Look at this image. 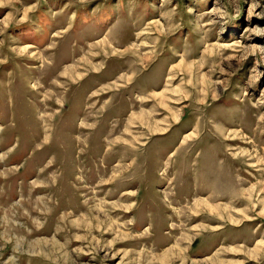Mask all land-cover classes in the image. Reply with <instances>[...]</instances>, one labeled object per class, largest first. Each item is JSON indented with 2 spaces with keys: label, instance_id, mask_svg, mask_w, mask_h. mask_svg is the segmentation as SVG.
Here are the masks:
<instances>
[{
  "label": "rangeland",
  "instance_id": "1",
  "mask_svg": "<svg viewBox=\"0 0 264 264\" xmlns=\"http://www.w3.org/2000/svg\"><path fill=\"white\" fill-rule=\"evenodd\" d=\"M0 264H264V0H0Z\"/></svg>",
  "mask_w": 264,
  "mask_h": 264
}]
</instances>
